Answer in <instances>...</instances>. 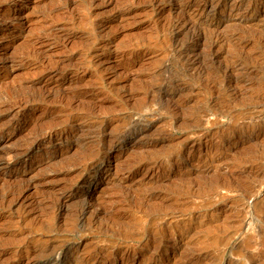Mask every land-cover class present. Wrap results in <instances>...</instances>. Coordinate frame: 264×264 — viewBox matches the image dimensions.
Instances as JSON below:
<instances>
[{"label": "rangeland", "instance_id": "rangeland-1", "mask_svg": "<svg viewBox=\"0 0 264 264\" xmlns=\"http://www.w3.org/2000/svg\"><path fill=\"white\" fill-rule=\"evenodd\" d=\"M0 110V264H264V0H0Z\"/></svg>", "mask_w": 264, "mask_h": 264}, {"label": "bare ground", "instance_id": "bare-ground-1", "mask_svg": "<svg viewBox=\"0 0 264 264\" xmlns=\"http://www.w3.org/2000/svg\"><path fill=\"white\" fill-rule=\"evenodd\" d=\"M66 1V0H65ZM221 1H225V0H221ZM244 1V0H243ZM63 2V1H62ZM66 3V2H65ZM65 3H64V5H65ZM210 3V2H209ZM239 3V2H238ZM211 4V3H210ZM206 6V5H205ZM205 9L203 8V7H201L200 9H199V13L200 12H203ZM196 12V11H195ZM198 12V11H197ZM186 21V20H185ZM176 22V21H175ZM181 22V21H180ZM183 22V21H182ZM184 23V22H183ZM182 23V24H183ZM186 23V22H185ZM176 24V23H175ZM174 24V25H175ZM180 25V24H179ZM182 26V25H181ZM187 26V25H186ZM193 26V25H192ZM177 28V27H176ZM180 32V31H179ZM202 32V31H201ZM205 32V31H204ZM197 33V32H196ZM195 34V33H194ZM203 34V33H202ZM205 35H206V33H205ZM204 36V35H203ZM201 37V36H200ZM205 37V36H204ZM203 37V38H204ZM203 38H202V40H203ZM209 38V37H208ZM206 39V38H205ZM183 41V40H182ZM186 41V40H185ZM184 41V42H185ZM214 42V41H213ZM179 44V43H178ZM204 44V43H203ZM202 44V45H203ZM210 45V44H209ZM213 45V44H212ZM208 46V45H207ZM177 49V48H176ZM179 49V48H178ZM183 49H185L184 48V46H183ZM182 48H180L179 49V52L181 53L182 51H184ZM189 49V48H188ZM175 51H177V50H175ZM176 53V52H175ZM184 53V52H183ZM177 54V53H176ZM185 55V54H184ZM183 58V57H182ZM176 59H178V56L176 57ZM181 59V58H180ZM177 61V60H176ZM54 68V67H53ZM58 69V68H57ZM56 69V70H57ZM59 70V69H58ZM55 71V70H54ZM232 79V78H231ZM22 93V92H21ZM31 93V92H30ZM15 94H17V93H15ZM23 94V93H22ZM34 94V93H33ZM32 94V95H33ZM14 95V94H13ZM19 95V94H18ZM21 95V94H20ZM28 95V94H27ZM17 95H15L14 97H16ZM13 97V96H12ZM18 97V96H17ZM24 97V96H23ZM31 97V96H30ZM30 97H28L27 96V98H25L24 97V99H28V98H30ZM33 98V97H32ZM47 98V97H46ZM45 98V99H46ZM19 99H21V98H19ZM23 99V98H22ZM16 100V99H15ZM31 100V99H30ZM11 101V100H10ZM9 101V102H10ZM2 102H4V101H2ZM42 102V101H41ZM8 103V102H7ZM12 103V102H11ZM39 103V102H38ZM45 103V102H44ZM14 104H18V107H20L21 106V103H20V100H17L16 101V103L14 102ZM13 104V105H14ZM30 104V103H29ZM7 105V104H6ZM12 105V104H11ZM12 105V106H13ZM46 105V104H45ZM8 107H10V106H8ZM25 106H22V108H24ZM27 108V107H26ZM32 108V107H31ZM10 109V108H9ZM14 109V108H13ZM1 111V110H0ZM23 113V112H22ZM20 114V113H19ZM41 126H42V124H40ZM40 125H39V128H40ZM53 125H55V124H53ZM51 126V125H50ZM57 126V125H56ZM43 127L45 128V130H43L42 129V131H37V135L36 136H34L33 135V132L32 133H30V134H32V137H34V138H32L33 140L31 141L30 140V142H29V144H28V146H31V145H36V143H39L41 140L43 141V138H46V137H48V136H51L52 134H53V132H55V129H53L52 127L51 128H47L46 129V127L44 126V124H43ZM38 128V125H37V128H35L36 130H38L39 129ZM42 128V127H41ZM134 128V127H133ZM41 130V129H40ZM127 131V130H126ZM120 137V136H119ZM49 138V137H48ZM66 138H67V136H66ZM65 138V139H66ZM114 138H116V137H114ZM27 139V138H26ZM64 140V139H63ZM27 141V140H26ZM29 141V140H28ZM27 141V142H28ZM114 142V141H113ZM24 144V143H23ZM27 145V144H26ZM112 145V144H111ZM110 146V145H109ZM103 148V147H102ZM10 150V149H9ZM101 150V149H100ZM8 151V150H7ZM94 151V150H93ZM99 152V151H98ZM13 153H14V150H13ZM17 153V152H16ZM11 154H12V152H11ZM11 154L9 155V157L8 158H10V156H11ZM92 154H93V152H92ZM7 155V154H6ZM16 155V154H15ZM86 155V154H85ZM96 155V154H95ZM18 156V155H17ZM87 156V155H86ZM3 157V156H2ZM12 159H14L13 158V154H12ZM15 157V156H14ZM92 157V156H91ZM100 156H98V158H99ZM88 158V157H87ZM90 158V157H89ZM88 158V159H89ZM101 158V157H100ZM85 159V158H84ZM82 160H83V158H82ZM81 159H80V161H82ZM98 160V159H97ZM79 161V162H80ZM27 162V161H26ZM95 162V161H94ZM4 162H2V160L0 161V166L3 164ZM91 163V162H90ZM5 164V163H4ZM4 166V165H3ZM82 166V165H81ZM97 166V165H96ZM96 168V167H95ZM83 169H84V167H83ZM93 170H94V168H93ZM8 176H6V174H1L0 173V179L1 178H9V176L10 177H15V175L14 174H12V173H10V174H7ZM15 179V178H14ZM18 179V178H17ZM11 180H13V179H11ZM5 181V180H4ZM20 181V180H19ZM113 185V184H112ZM107 186V185H106ZM116 187V186H115ZM110 187L109 186H107V187H101L100 188V190H103L104 192H106L108 189H109ZM11 189V188H10ZM5 190H7V189H5ZM17 190V189H16ZM3 191H4V189H3ZM103 191H101V192H103ZM15 192V191H14ZM86 192L87 191H84L83 193L84 194H86ZM103 192V193H104ZM108 192H109V190H108ZM113 192H115L114 190H113ZM1 193H3V192H1ZM10 193H12V191L11 190H8V191H6L5 192V194L4 195H1L0 194V199H4L5 197V195H9ZM17 193H20V192H17ZM111 194H113V193H111ZM82 195V194H81ZM17 196H19L18 194H17ZM16 196V197H17ZM83 197V196H82ZM109 197H111L110 195H109ZM85 198V197H84ZM6 199V198H5ZM82 200H83V198H82ZM80 201H81V199H80ZM2 203H3V201H2ZM84 203V202H83ZM86 204V203H85ZM3 205V204H2ZM1 206V205H0ZM103 210H104V208H103ZM106 213H107V210L105 211ZM72 214H73V212H72ZM71 214V215H72ZM85 214H86V209H85V206H82L79 210H77V212H75L73 215H74V221H76V224H77V222H80L81 220H83L84 219V216H85ZM253 219V218H252ZM114 220V219H113ZM83 223V222H82ZM81 227V226H80ZM72 228V227H71ZM241 233V232H240ZM132 235V234H131ZM237 235V234H236ZM240 235V234H239ZM128 236V235H127ZM134 236V235H133ZM136 236V235H135ZM134 236V237H135ZM155 236V235H154ZM156 237V236H155ZM153 238V237H152ZM156 238H158V237H156ZM156 238H154V239H156ZM234 238V237H233ZM129 239H131V238H129ZM134 239V238H133ZM132 239V240H133ZM136 239V238H135ZM153 239V240H154ZM235 239V238H234ZM145 240V239H144ZM167 240V239H166ZM155 241V240H154ZM161 241V240H160ZM129 242V241H128ZM65 243V242H64ZM153 244L154 243H156V242H152ZM152 244V245H153ZM160 244V245H159ZM158 245V248H160L161 246H163V245H166V243H164V241H163V243H159ZM233 241H230L229 242V244H227V250H229L230 252H233L235 249L236 250H242V248H240V247H235V246H233ZM42 246V245H41ZM49 246V245H48ZM168 246H169V244L166 246V249L168 248ZM171 246V245H170ZM47 247V246H46ZM153 247H154V245H153ZM39 248V247H38ZM54 249H56L55 247H54ZM56 251V250H55ZM76 251V250H75ZM34 252V251H33ZM60 252V251H59ZM153 252V251H152ZM15 254H17L18 252L16 251V252H14ZM40 253V252H39ZM72 253V252H71ZM71 253H69V254H71ZM78 254V253H77ZM153 254V253H152ZM20 255V254H19ZM43 255V254H42ZM41 255V256H42ZM75 255V254H74ZM79 255V254H78ZM18 256V255H17ZM23 256V255H22ZM39 256V255H38ZM44 256V255H43ZM45 256H46V258H45V262L44 263H46V264H56V262H59V261H57L58 259H59V257H60V254L59 253H57V251L56 252H53V251H51L50 250V252L48 251V252H46V254H45ZM76 256V255H75ZM150 256V255H149ZM152 256V255H151ZM154 256V255H153ZM13 257H15L14 255H13ZM68 257V256H67ZM12 258V257H11ZM15 259V258H14ZM28 259V258H27ZM70 262H71V264H85L86 263V260L85 259H83L82 257L81 258H78V257H74L73 255H70ZM41 260V259H40ZM153 261V260H152ZM234 261V260H233ZM39 263V262H38Z\"/></svg>", "mask_w": 264, "mask_h": 264}]
</instances>
